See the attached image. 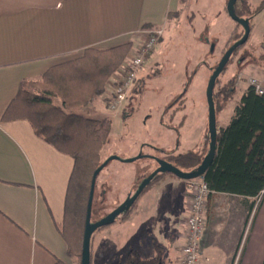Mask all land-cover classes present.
<instances>
[{
	"label": "crops",
	"instance_id": "crops-1",
	"mask_svg": "<svg viewBox=\"0 0 264 264\" xmlns=\"http://www.w3.org/2000/svg\"><path fill=\"white\" fill-rule=\"evenodd\" d=\"M181 3L182 0H0V264H54L57 260L74 264L73 259L67 256L66 244L58 230L63 220L65 190L73 159L36 135L27 120H1L21 83L40 79L48 68L80 56L88 47L109 48L130 42L133 46L131 49L135 48L144 31L160 27L164 33L165 28L176 18ZM198 43L202 44L200 41ZM153 49L146 61H149ZM199 52L200 58L195 59V65L197 68L208 66L204 62L208 52L206 46L201 45ZM143 70L144 65L135 84L143 76ZM243 72L254 74L264 84V68H259L256 63L243 68ZM114 84L113 75L106 83L105 92L85 111L89 116H111L110 109L104 106V99L112 92ZM242 85L239 86H242L241 93L248 87L245 82ZM182 95L184 93L175 101H181ZM205 96L198 112L201 119L198 127L186 128L185 121H180L177 112H169L170 122L166 126L179 134L176 147L154 143L149 145L150 148L156 147L153 149L161 154L197 150L208 136ZM126 101L127 97L124 103ZM124 103L118 112L129 117L130 110L123 108ZM225 126L217 125V131ZM142 154L143 147L134 145L124 152L116 150L112 155L126 159ZM154 157L153 154L142 155L140 159L149 160L143 161L139 168L154 162ZM120 162L115 170L128 175L121 192L125 198L137 180L138 161ZM183 181L176 176L166 177L138 200L126 221L117 222L116 218L114 223L94 232L90 240L91 264H114L116 257L122 255V249L126 250L125 259L129 249L140 255L132 244L138 237L136 230L139 225L134 224L132 227V221L136 216L140 223L148 220L150 215H156L157 205L165 199L168 201L162 205L172 215L170 222L168 220V243L161 245L153 237L152 249H155L156 244L162 248L165 264H180V245L183 243L188 214ZM101 185H109L108 176ZM102 188V194L105 195L107 190ZM221 195L230 194L209 195L205 213L207 227L200 244L201 258L209 264L218 262V255L221 254L225 258L220 260L225 264L229 261L230 264L234 254L232 249L226 253L215 251L212 244L213 228L219 221L216 217L220 204L218 196ZM244 199L248 205L249 199ZM127 224L131 225L128 227ZM166 226L165 220L162 227ZM246 252L245 247L240 264H247Z\"/></svg>",
	"mask_w": 264,
	"mask_h": 264
},
{
	"label": "rangeland",
	"instance_id": "rangeland-1",
	"mask_svg": "<svg viewBox=\"0 0 264 264\" xmlns=\"http://www.w3.org/2000/svg\"><path fill=\"white\" fill-rule=\"evenodd\" d=\"M261 1L246 0L252 9L258 6ZM226 2L227 0H182L176 18L171 22L169 27L165 28L164 37H161L156 48L154 47L149 61L147 60L144 63L141 85L136 92L131 90L127 96V101L124 103L123 108H126L127 111L130 110L129 117L121 115L118 112L119 109L114 111L109 110L111 116H103L111 118V137L104 148L103 157H110L116 150L124 152L130 146L137 145L141 148L143 147L144 154L142 155L153 154L158 159H163L167 153L161 154L160 151L153 149L156 147L150 148L149 145L158 144L162 146L168 145L171 148L176 147L179 134L173 129H168L166 126L167 122H170L169 114L172 112H177L180 121H185L186 128L193 129L198 127L201 121L198 112L204 99L208 80L223 53L233 42L230 38L232 31L242 30L241 26H237L226 15ZM250 23L252 28L248 40L233 55L232 61L220 75L214 88L218 104L222 102V98L217 92L229 80H232L233 86L236 89L232 100L225 105L222 111L216 114L217 125L228 124L234 107L242 96L240 91L243 86L242 82H245L249 86L247 82L249 77L259 81L254 74L248 75L244 73L243 68L249 66L251 63H256L259 68H264V7L251 17ZM198 41L202 44H199ZM201 45H205L207 48L208 52L207 56H205L206 61L204 62L208 66L197 68L195 59L201 54L199 52ZM211 45H213V50H211ZM260 84L264 86L263 83L260 82ZM240 85L242 86L239 87ZM183 93L184 95L181 96L182 100L178 99V101H175ZM105 105H107L106 100L104 101ZM92 116L94 118H103L101 115ZM208 146L209 138L207 136L197 149H204L206 153ZM148 160V158L137 160L136 166L138 167L139 174L132 186V190L128 194L129 196L141 184L140 175L148 176L157 169L158 165L155 161L148 163L143 168H139L143 161ZM120 161L111 160V163L96 178L91 208L92 222L104 217L112 208L119 206L128 198H124L121 195L123 187L127 183L125 180L128 178V175L126 176L121 170H115V167L121 164ZM107 176L109 185L102 186L101 183L103 179H107ZM183 182L189 206L190 196L187 192L186 181L184 180ZM102 187H105L107 190L105 195L102 194ZM218 199L220 204L218 205L216 217L219 221L215 224L212 232V244L215 251L226 253L232 249V253L234 254L230 264H236L238 257H242L243 255V252L241 254V250L244 239L249 226H251L250 236L245 243L248 257L246 263L261 264L264 259V201L258 208L254 218L250 217L246 220L248 211L244 198L221 195L218 196ZM167 201L165 199L163 202ZM163 202L157 205L155 209L156 215H150L148 220H142L138 223L139 219L136 216L132 221V227L137 224L139 225V229L137 228L136 230L138 237L132 244L140 252V256L143 259L152 258V256L154 257L157 254V251L152 249L151 238L154 237L161 245L166 244V242L168 243L166 239V235L168 234L167 229L170 226L168 220L170 222L172 215L163 207ZM165 220L167 226L163 228L162 223H165ZM239 220L240 222H238ZM116 221L123 222L121 218H117ZM129 225L131 224H127L128 227ZM206 227L205 220L201 241ZM182 245H180L181 248ZM201 249L202 246L200 245L198 264H209L207 260L205 261L201 258ZM125 254L126 250L122 249L121 257L117 256L113 263L121 264L125 260ZM218 256L220 259L222 257L225 258L223 254ZM180 257L178 259L179 262ZM220 259L218 262H214V264H225ZM226 264H229V261Z\"/></svg>",
	"mask_w": 264,
	"mask_h": 264
},
{
	"label": "trees",
	"instance_id": "trees-1",
	"mask_svg": "<svg viewBox=\"0 0 264 264\" xmlns=\"http://www.w3.org/2000/svg\"><path fill=\"white\" fill-rule=\"evenodd\" d=\"M263 7L264 0L254 9L246 0H237L234 11L239 18L247 19L251 24V17ZM236 25L240 26L237 23ZM251 28L252 25L250 31ZM243 33V28L241 31H232V44L238 41ZM241 46L233 51L220 75ZM130 48V42L109 48L88 47L80 56L51 66L40 79L23 81L16 97L9 103L1 118L27 120L36 135L73 159L65 190L63 220L58 230L66 244L67 256L73 259L74 264H81L92 176L108 158L103 157V152L111 137V119L94 118L85 111L105 92L107 81L123 64ZM141 81L138 80L132 91L138 90ZM214 88L212 97L217 114L232 100L236 89L232 80H229L217 92L222 98V102L218 104ZM105 100L107 104L108 98ZM207 152L205 153L204 149L188 150L179 154H166L163 160L183 172H193ZM167 176L175 175L169 172L154 175L134 203L117 218L126 220L136 208L138 200ZM146 177L140 175V182ZM203 179L210 195L225 193L252 200L247 205L246 220L254 218L264 201V95H258L252 86L245 89L228 124L218 131L215 154L203 173ZM109 225L101 226L96 231ZM250 232L251 226L244 239L241 254ZM155 250L157 254L148 259L141 258L135 250H129L121 264H165L162 248L156 244ZM240 258L239 256L236 264H240ZM54 264L67 263L57 260ZM261 264H264V259Z\"/></svg>",
	"mask_w": 264,
	"mask_h": 264
},
{
	"label": "built area",
	"instance_id": "built-area-1",
	"mask_svg": "<svg viewBox=\"0 0 264 264\" xmlns=\"http://www.w3.org/2000/svg\"><path fill=\"white\" fill-rule=\"evenodd\" d=\"M163 35L160 27L143 32L140 43L131 49L120 68L113 74L114 87L107 96V108L118 110L134 87L139 71L142 69L146 57L155 47ZM248 85L252 86L258 95H264V86L256 79L249 77ZM187 192L190 196L188 214L185 219V231L181 248L180 264H198L200 255L201 235L205 225V212L210 190L203 176L185 180Z\"/></svg>",
	"mask_w": 264,
	"mask_h": 264
},
{
	"label": "water",
	"instance_id": "water-1",
	"mask_svg": "<svg viewBox=\"0 0 264 264\" xmlns=\"http://www.w3.org/2000/svg\"><path fill=\"white\" fill-rule=\"evenodd\" d=\"M237 0H227L226 2V12L228 16L237 24H239L243 30V36L233 43L222 55L219 62L217 63L216 67L214 68L205 91L206 95V102L208 107V136H209V148L207 154L204 156L201 164L197 167V169L193 172H183L171 163L167 162L163 159L155 158V161L158 165L157 169H155L150 175H148L139 185L137 190L135 192L128 196L126 200L121 203L119 206H117L113 211L102 217L100 220L96 222H91V208H92V202L94 197V189H95V183L96 178L99 175V173L102 171V169L111 161V160H121L125 162H133L135 160H138L142 157V155H137L131 158L122 159L117 155H112L106 159L93 173L91 186H90V192H89V199H88V205H87V212H86V218H85V228H84V235H83V244H82V253H81V264H90L91 263V257H90V240L93 235V233L97 230V228L111 224L115 221V219L119 216V214L125 210L128 209L134 201L137 199V197L140 195V193L143 191L144 187L149 183L151 178L156 175L157 173L161 172H169L174 174L176 177L184 179V180H190L194 179L200 176H203L204 171L208 168L210 163L212 162L213 156L215 154L216 149V138H217V125H216V114H215V108L213 103V97L212 92L215 85V81L217 77L220 75L222 70L225 68L228 60L230 59V56L232 55L233 51L243 45L250 34V24L247 19L239 18L234 11V5Z\"/></svg>",
	"mask_w": 264,
	"mask_h": 264
}]
</instances>
